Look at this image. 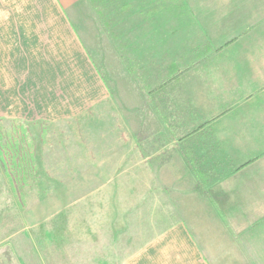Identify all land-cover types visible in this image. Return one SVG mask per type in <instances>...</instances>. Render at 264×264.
Wrapping results in <instances>:
<instances>
[{
	"label": "crops",
	"instance_id": "crops-1",
	"mask_svg": "<svg viewBox=\"0 0 264 264\" xmlns=\"http://www.w3.org/2000/svg\"><path fill=\"white\" fill-rule=\"evenodd\" d=\"M180 1L184 30L195 26L205 39L186 58L193 61L183 70L172 157L151 165L124 129L114 144L27 196L25 225L42 228L53 219L63 226L57 220L67 209L111 195L124 198L121 212L142 204L149 190L174 185L182 190V221L136 247L124 264H221L223 252L264 251V0ZM89 2L0 0V117L79 123L110 102L72 23ZM191 180L216 182L224 202L214 215Z\"/></svg>",
	"mask_w": 264,
	"mask_h": 264
},
{
	"label": "rangeland",
	"instance_id": "rangeland-1",
	"mask_svg": "<svg viewBox=\"0 0 264 264\" xmlns=\"http://www.w3.org/2000/svg\"><path fill=\"white\" fill-rule=\"evenodd\" d=\"M171 1L175 11L166 8ZM180 3L91 0L72 23L107 85L110 102L79 123L0 117V264H124L136 247L182 221L177 201L182 190L174 185L149 190L142 204L121 212L116 207H122L123 197L89 200L67 209L57 220L63 226L52 219L50 225L30 228L21 209L27 196L114 144L124 129L133 132L151 165L172 157L179 145L174 135L182 117L183 70L193 61L186 58L202 50L205 39L195 26L184 30ZM168 19L176 21L174 27ZM215 183L190 181L213 215L224 202ZM223 227L228 228L226 221ZM219 263L264 264V251L223 252Z\"/></svg>",
	"mask_w": 264,
	"mask_h": 264
}]
</instances>
